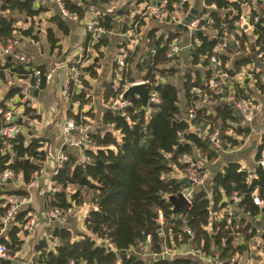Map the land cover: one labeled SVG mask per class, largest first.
Segmentation results:
<instances>
[{
	"label": "trees",
	"instance_id": "16d2710c",
	"mask_svg": "<svg viewBox=\"0 0 264 264\" xmlns=\"http://www.w3.org/2000/svg\"><path fill=\"white\" fill-rule=\"evenodd\" d=\"M111 1L63 0L65 10L76 22L83 20L90 11L102 12L100 25L106 34L95 43H91L88 36L84 42L85 48L99 54L102 47L110 46L109 34L115 32V20L129 14L126 10L108 14L104 7ZM160 1L163 0H136V4L156 5ZM165 1L168 13L173 12L180 2ZM202 4L206 13L196 15L200 34L196 36L194 33L190 37L189 69L182 75L181 89L186 108L193 107L196 112V118L191 123L187 122L186 112L179 105V89L171 81L179 74L178 57L174 58L176 63L171 64V60L165 56L169 45L180 32L159 34V29L153 28L143 39L141 33L145 30L147 17L135 14L130 22L127 17L120 23V34L131 32L133 36L138 35L139 42L128 49L133 36L117 41V49L126 50L128 58L121 70L114 63L113 77L118 81L119 88L115 91L110 82L104 84L102 99L105 104L111 105L126 85L147 81V91L157 93L160 104L150 108L153 109L150 114L147 109H142L138 100L131 101V106L120 113L104 110L100 127L89 134L90 146L81 151L83 160L77 154L64 152L67 160L50 178L57 191L44 194L41 211L59 209L65 213L88 205L90 211L83 221L86 233L76 234L59 224L46 228L49 240L40 239L33 247L36 264H201L203 260L199 256L213 258L215 254L223 264H235L233 258L241 255L247 242L256 236L260 238V249L264 252V170L260 167L256 166L249 172L242 170L236 162L228 163L222 173L213 177L208 190L202 187L195 189L190 206L180 209L176 217L167 201L168 196L178 195L188 188L183 180L168 178L173 167L185 171V166L177 161L179 157L186 154L196 158L194 155L198 152V160H205L204 166L215 161L220 151L239 146L240 143L228 135L231 125L238 123L239 117L230 103L222 101L229 87L234 92V104L242 99L252 100V91L244 85L239 86L233 79L242 68L252 64L245 54L250 50L252 39L255 57L264 53V0H258L255 4L251 0H203ZM244 7H248V14L243 12ZM191 10L189 3L182 6L186 16ZM43 12L44 7H37L36 0H0V41L6 42L16 37L19 41L25 38L36 41L35 29L38 25L35 18ZM17 16H24L30 21L28 28L16 26ZM244 16L252 27V37L238 31V24ZM208 21L211 22L210 27ZM72 23V19L65 18L58 11L48 20L45 35L53 50H60V39L56 33L61 37L69 36ZM236 32L239 34L235 35L240 41L239 48L228 44L223 52H214L223 40ZM151 51L155 53L151 55ZM87 55L88 52L83 62L91 60ZM233 55L238 58L230 66ZM212 56L221 60L222 71L226 75L223 83L216 79V70L210 62ZM95 59L99 58L80 68L78 86L70 80V100L78 105V111L75 114L69 111L67 118L76 125L87 123L85 117H95L92 112H81L83 107L90 104V95L86 92L88 79L97 78L99 65ZM142 59L144 61L141 63ZM34 70L41 72L37 89L42 90L46 85L44 66L28 68V65L8 62L0 66V78L4 80L5 71H8L12 79L26 81L34 87ZM115 71L118 72L117 77ZM248 74L254 80L253 90L263 95L261 76L264 74L255 70ZM210 81L216 83L222 93L211 91ZM193 89L200 90V95H195ZM20 91L21 87H11L0 101V106L4 100L13 98ZM204 99L209 105L202 104ZM24 116L31 121L39 119L30 107L25 108ZM26 121L17 122L24 134H19L11 143V150L6 155L2 153L0 140V173L11 171L15 179L20 177L23 185L29 186L34 176L41 173L48 156L43 139L26 138L29 129ZM198 124H202L204 129L208 128L207 136L218 133L221 144L217 150L208 145L209 140L190 131L192 126ZM263 150L264 138L256 161ZM203 166L200 172L204 174ZM8 194L27 195L22 189L14 187L12 182L4 188L0 187V245L4 246L6 256L10 258L0 259V264H14V257L23 245L20 234H27L23 230L27 222L24 210L4 227L6 207L3 196ZM234 194L238 202L232 200ZM255 197L263 202L261 207L254 204ZM232 205L235 209L230 225L226 224V215L221 220L211 219V211L228 206L232 208ZM160 214L162 223L159 221ZM186 229L191 231L192 238H189ZM239 237L241 243L237 241ZM55 241L58 245L50 247L49 244ZM179 249L192 251L196 256L162 255L165 250L171 253Z\"/></svg>",
	"mask_w": 264,
	"mask_h": 264
},
{
	"label": "crops",
	"instance_id": "0c3cea01",
	"mask_svg": "<svg viewBox=\"0 0 264 264\" xmlns=\"http://www.w3.org/2000/svg\"><path fill=\"white\" fill-rule=\"evenodd\" d=\"M115 2L110 6L111 4L104 7L106 12L108 14H113L117 11L114 8V5L118 3L121 7L128 8V9H135L136 13H138L142 6L136 4V0H114ZM203 0H191L190 1V7L192 10H196L198 13L202 12L204 10L203 8ZM40 5L37 3V7ZM44 7L45 12L41 13L37 18H35V21L37 22V28L40 26V24H43L42 29H40L37 33V40H31L28 38L21 39L19 41V44L17 46V53L22 54L26 56L30 60V64L33 66H44L46 70H55V73L53 74L52 78L49 79L46 82V85L44 89L39 90L37 88L32 89L31 91V101H30V108H32L35 111V115L39 117V119L32 121L30 129L26 131V138H38L43 139L45 145L47 146V149H51V158L44 164L43 169L40 174L35 178V180L29 185L24 186L22 179L19 177L17 178L13 184L14 187H19L23 191L26 192V196H29L31 198V209L34 212L40 213L42 212V206H43V196L47 192V189L49 187L50 178L53 173L54 169V160L60 150H62V133L63 128L66 124V122L70 119L67 118V114L69 111L72 113H76L78 111V105L74 104L73 107L65 104L63 100L61 99L60 93L61 88L64 83V80L69 77V68H71L72 63V55L74 54L75 50L79 46H84V42L87 38V33L84 28V23L90 18L91 12H88L85 14V17L80 22H76V20L73 18V28L69 36L61 37V34L56 33L57 37L60 39V50L58 49H52L47 42L45 31L46 28L49 26L48 20L58 11L57 6L54 3L49 4H43L41 5ZM129 11V10H126ZM249 9L244 7L243 12L248 13ZM133 14V13H132ZM133 14V16H134ZM126 17V16H125ZM23 19V22H20L19 19ZM16 19L17 24L16 26L20 29H26L28 28V25H30V22L25 19L24 16H17ZM126 20V18L123 19H116L115 20V32L111 35L112 38H110V46L108 47H102L105 48L104 53L102 52V48L99 52L102 55V58L95 59L97 60V63L99 65V68L97 69V78L96 79H88V85L89 87L86 89L87 93L90 95V104L83 107L82 113H86L91 109V107H94L95 113V124L93 127H91V130H95L100 127V120L101 116L104 110H107V104L104 103L102 97H103V86L106 83L111 82L115 77H113L114 73V63H115V57L119 53V49L116 47L117 41L121 40L122 38L119 37L120 35V29L119 25L120 23ZM148 20V19H147ZM150 21V20H149ZM165 23H157L155 21L150 22V24H146L145 30H143V39L146 36L149 29L157 28L159 29V34H168L169 29L166 26ZM23 27V28H22ZM26 27V28H25ZM36 28V29H37ZM252 29L249 28L246 31V35L249 37H252L251 35ZM130 34L127 33V37H129ZM127 39V38H126ZM252 39V38H251ZM253 40V39H252ZM250 42V50L246 52L245 54L248 56V58L251 60L252 64L249 65V70H243L241 69V72L238 73L233 81L237 83L239 86L248 87L249 90L252 91V100L255 106V116L252 119L251 122H244L241 115H238V123L232 124L230 130L228 131V135L232 136L234 139H236L240 144L239 146L233 148V149H227L220 151L218 153V157L215 161L211 163H205L204 168V175H205V184L202 188L208 190V187L210 186V183L213 179V177L218 174L222 173L224 167L231 162H236L241 166L242 170H246L249 172H252L253 169L257 166L256 162V156L258 152V148L262 144L263 136L261 134L262 128L264 127V94L260 95L257 91L253 90L252 86H249L250 78L248 77L250 74H248L249 71L255 70L256 72H262L264 74V63L257 60L256 57L254 58V51H253V41ZM181 44L185 46L187 49H189V46L191 44V38L188 36V38H183L181 41ZM92 49L88 48V53L91 52ZM188 51L186 54H183V62L187 64L186 67H182L179 70V74L171 79V81L175 84V86L179 89L182 88V75L185 70L188 68ZM98 58V57H95ZM238 58V56L233 55L231 56V64L232 66L233 61H235ZM8 62H16L14 58L10 56H5L0 54V66L6 65ZM91 63L90 60H86L83 64L84 67L88 66ZM179 63V62H178ZM228 65V66H229ZM28 66V68H31ZM6 76H8L7 72L5 73ZM115 76L117 77V71H115ZM251 76V75H250ZM9 77V76H8ZM6 79V77H5ZM5 79L2 80L0 84L1 86L5 83ZM10 79H12L10 77ZM14 81L8 82L9 87H6L4 91L1 94L4 96L6 92L11 87H24L26 86V81H21L19 79H12ZM7 81V79H6ZM39 90V93L37 97H34L33 91ZM226 98L222 101L223 103H233V95L234 92L229 87V90H227ZM91 99L93 100V106L91 104ZM207 103L204 99L202 104ZM179 105L183 111L186 112V100L184 97V94L179 95ZM201 105V104H200ZM209 105V103H207ZM206 105V106H207ZM235 106V104H234ZM86 120L89 118L85 117ZM90 122V121H89ZM91 123V122H90ZM92 124V123H91ZM190 131L199 137L206 139V132L207 129H204L202 124L194 125L191 127ZM184 139V138H183ZM209 146L212 145L208 144ZM67 147V150L65 152H70L77 154L79 159L82 161L83 156L81 155L80 149H75L71 147ZM197 159L200 157V154L198 152L195 153ZM205 162V160H204ZM168 178L171 179H179L184 180L183 172L180 171L178 168L173 167L171 173L168 175ZM10 185V182L7 183ZM47 194V193H46ZM231 206V205H230ZM76 209H79L78 211ZM232 209L234 210L235 207L232 205ZM90 211V206L84 205L82 207H78L71 212L72 214H69L65 217V220L60 223L59 225H62L66 228L71 229L76 234H84L86 233V230L84 229L83 221L86 218ZM261 219V217L258 219V221ZM58 224V223H57ZM264 225V223H262ZM46 228L44 227V223L40 222L36 227L35 231L32 236H25L23 234H20V239L23 241V245L21 247V251L17 253L14 257V264H27L30 262L33 258V247L36 244L38 240L41 239V235L44 232ZM260 232V230H259ZM28 234V233H27ZM238 243H241L242 240L238 239ZM261 240L258 236L255 238L249 240L247 244L245 245V248L243 249V253L241 255H236L233 258V261L235 264H264V252L260 249ZM58 242L50 243V247L57 246ZM30 250V252H27ZM181 252H187L185 250L179 249ZM28 256L27 260H22L24 257ZM115 264H120V262H116ZM201 264H208L205 261H202Z\"/></svg>",
	"mask_w": 264,
	"mask_h": 264
},
{
	"label": "built area",
	"instance_id": "2783aa9c",
	"mask_svg": "<svg viewBox=\"0 0 264 264\" xmlns=\"http://www.w3.org/2000/svg\"><path fill=\"white\" fill-rule=\"evenodd\" d=\"M191 0H180L179 4L176 6L175 10L171 13H168L166 11V1H160L156 5H150V4H142L141 10L136 13L140 14L144 17H147L148 19H151L157 23H165V24H171L173 26H177L182 23V21L188 16L183 14L182 12V6L184 4L190 3ZM258 0H251L252 4L257 3ZM36 3H39L40 5L43 4H49L54 3L57 6L58 12L64 16L65 18L71 20L73 19L72 15H69V13L65 10L63 6V0H36ZM248 8V7H246ZM244 9V8H243ZM246 14V13H245ZM248 14V13H247ZM133 17V16H132ZM102 18V12L99 10H95L94 12H91L90 18L84 23V28L87 33L88 38H90L91 43H95L97 40L102 38L106 32L104 28L100 25V21ZM248 24V29L252 27L249 25V22L247 20V17L244 16L241 18L240 23L238 24L239 30L243 31L242 26L245 24ZM207 25L210 27L211 22L208 21ZM199 30V20L195 18L188 26H187V32L189 36L191 37L195 32ZM246 32V31H243ZM130 36H133L131 32H128ZM236 34H230L229 37H227L225 40H223L217 48L214 50L215 53L219 54L220 52H223L224 49L228 46V44H232L234 48L240 47V41L236 38ZM129 36V37H130ZM138 35L133 36V38L130 40V45L128 49H132V46H136L139 42ZM239 36V34H238ZM119 37L121 38H129L126 34H120ZM19 44V40H17V37L14 39L7 40L6 42L0 41V54L5 56H10L16 60V62L23 64V65H29L30 60L22 55L17 53V46ZM181 48L176 45L174 42H172L168 50L165 54L166 58L171 60V64H175L176 60L174 61V58L178 56L180 53ZM88 52V48H85V46H79L76 48L74 54L72 55V63L71 68H69V77L64 80V83L61 88V99L63 102L71 107H73V103H71L70 100V91H69V84L70 80L73 81L75 85L78 86L79 84V77L81 76L80 68L83 66L85 53ZM154 51H151V55L154 54ZM128 58V52L126 50H120L117 56L115 57V63L119 70L125 67L126 60ZM256 59L264 63V53H259L256 56ZM144 61V59L141 60V63ZM210 62L213 65V69L216 70V79L219 80V82L223 83L226 81V75L223 74L222 69V63L221 60L217 56H212L210 58ZM118 70V71H119ZM8 73V71H5ZM55 73V70H46L44 72V77L46 79V82L52 78L53 74ZM32 76L35 79V85L34 87H31L30 84L27 82L26 86L23 88L21 87V91L19 94L14 96L13 98L9 100H4L2 102V105L0 106V140L2 143V153L8 154L11 150V143L15 141L19 134H24L23 129L18 126V121H26L27 117L24 116V110L26 107H30V101H31V91L34 88H37L39 85V79L41 77V72L39 70H34L32 73ZM250 79L251 76H248ZM261 81L264 83V75L261 76ZM2 80L0 78V84ZM111 85L113 86L114 90L116 91L119 88L118 81L116 79L111 80ZM144 84L146 87L148 86L147 81H138L131 85H126L124 87V91L133 85H140ZM80 88V87H79ZM209 88L211 91L215 93H222L221 89L217 88V84L213 81L209 82ZM195 95H200V90L193 89L192 91ZM122 94L118 96V98L111 103V105H107V109L111 110L115 113H120L124 109L131 106V101L129 99H124L122 97ZM149 99L147 102V113L150 114L153 109H150L152 107L158 106L160 104V99L155 92H148ZM4 99V96L0 98V101ZM235 110L238 113V115H241L244 122H251L252 119L255 116V106L253 103V100L250 99H242L238 103L235 104ZM186 120L187 122L191 123L196 118V112L193 107L187 108L186 110ZM91 126L87 124L83 125H76L73 120H68L63 128L62 133V144L63 146H68L75 149H80L81 146L83 147H89L90 141H89V134L91 132ZM263 138H264V127L262 128L261 132ZM207 136V132H206ZM207 140H209L212 147L217 150L220 147L221 141L218 136L217 132H214L206 137ZM62 146V147H63ZM67 160V157L65 153L60 150L54 160V169L52 174H56L57 169L61 166L63 162ZM178 163L180 165L185 166V171L183 172L184 180H186V183L188 185V188L181 192L184 199L188 203V207L191 204V200L193 197V193L196 188L203 187L205 184V175L200 172L201 167L203 166L204 161H199L196 158L191 157L190 155H182L178 158ZM257 162V166L260 167L262 170H264V150L260 153V158ZM38 175L34 176V180ZM15 176L11 171H5L0 173V187L4 188L9 181L10 183L14 182ZM57 189L54 186V184L50 181L49 187L47 189L48 194L56 192ZM4 200V206L6 207V213L5 217L3 219L4 227L6 228L8 224L12 223L14 218L19 214L20 211L24 210L26 211L25 220L27 221L25 225L23 226V230L26 231L28 234L33 233L35 230V227L40 222L44 223V227L48 228L53 226L54 224H60L65 220V216L63 211L59 209L49 210L46 212H34L31 209V198L26 195H18V194H8L3 196ZM232 200L234 202H238L237 195L234 194L232 197ZM253 202L256 206L261 207L263 205V202L260 201L258 198H254ZM187 207V208H188ZM226 215L227 221L226 224H231V217L233 216V209L228 206L226 208L220 209L216 212H210V216L212 220H221ZM159 221L162 223V216L159 215ZM16 226V223H13ZM186 233L189 235V238H192V233L190 230L186 229ZM41 239L48 241L49 236L47 233V230L45 229L44 232L41 235ZM241 239V237H239ZM164 256L170 255V257L174 256H196L192 251L187 252H181V251H175V252H168V250H165L162 254ZM203 261H205L208 264H223L218 258V255L215 254L213 258H204L203 256H199ZM0 259H10L6 256V251L4 246L0 245ZM27 264H36L32 258L30 262Z\"/></svg>",
	"mask_w": 264,
	"mask_h": 264
},
{
	"label": "water",
	"instance_id": "95a60500",
	"mask_svg": "<svg viewBox=\"0 0 264 264\" xmlns=\"http://www.w3.org/2000/svg\"><path fill=\"white\" fill-rule=\"evenodd\" d=\"M202 12H203V14H205L206 10L204 9ZM197 14H198V12L196 10H191V13L188 14V16L182 21V23L176 26L177 31L186 33L187 32V26L193 20H195ZM242 30L243 31L248 30V24L247 23L242 26ZM199 34H200V31L195 32L196 36ZM28 66L31 67L32 65L29 64ZM38 93H39V90H37V89L34 90L33 91L34 97H37ZM122 97L124 99H129L132 102L138 100L141 104L142 109H144V110L147 109V107H148L147 102L149 99V95H148L147 87L144 84L130 86L129 88H127L124 91V93L122 94ZM231 106H232V108H235L234 104H231ZM236 114L238 115L237 112H236ZM208 144H210V142H208ZM84 148L85 147L81 146L80 150L82 151V150H84ZM179 148H177V149H179ZM66 150H67V147L63 146L62 151L65 152ZM183 182L186 183V180H183ZM7 183H9V181ZM167 201L172 206V212H173L174 217L177 216V213L180 209L188 207V203L184 199V197L181 193H179L178 195L168 196ZM262 212H264V209H262ZM159 233H160V230H159ZM102 246H104V244H102Z\"/></svg>",
	"mask_w": 264,
	"mask_h": 264
},
{
	"label": "rangeland",
	"instance_id": "374dc122",
	"mask_svg": "<svg viewBox=\"0 0 264 264\" xmlns=\"http://www.w3.org/2000/svg\"><path fill=\"white\" fill-rule=\"evenodd\" d=\"M115 1L114 0H112L111 2H110V6H112V4L114 3ZM114 8L116 9V10H129L128 11V15H127V17H128V19H129V21L128 22H130L131 20V18H132V16H133V14L136 12V10L135 9H128V8H123V7H121L118 3H116L115 5H114ZM133 13V14H132ZM135 15V14H134ZM127 17H123V18H127ZM123 18H119L120 20L121 19H123ZM20 20V22H23V19H19ZM149 20H151V19H149ZM149 20H146V24H150V22H152V21H149ZM18 21V20H17ZM29 21V20H28ZM30 22V21H29ZM37 22L38 21H35V23L37 24ZM44 24V23H43ZM43 24L41 23L40 24V26L37 28V29H35V32H38L40 29H42V27H43ZM29 26V25H28ZM167 26V28L169 29V31H173V32H176L177 31V29H176V27L175 26H173V25H171V24H167L166 25ZM23 28V27H22ZM26 28V27H25ZM113 33H110L109 34V36H110V38H112V35ZM142 34V33H141ZM142 35H140V37H141ZM188 36H189V34H188V32H186V33H184V32H180V35L176 38V40H174V43L176 44V45H178L180 48H181V51H180V53L178 54V68H179V70H180V68H181V64H182V67H186L187 66V64H185L184 62H183V54H186V52L189 50V49H187L185 46H183L182 44H181V41L183 40V38H188ZM105 48H102V52L104 53V50ZM102 55L101 54H99V53H97V52H95V51H91V52H89L88 53V55H87V57H90V61H92L95 57H98V58H102L101 57ZM254 58H255V56H254ZM187 59H188V64H190V59H189V57H187ZM175 61V60H174ZM186 66H185V65ZM188 69H189V65H188V67H187ZM187 69V70H188ZM243 70H249V66H246V67H244V68H242ZM117 76H118V72H117ZM6 79H7V81H6ZM6 79H5V85H6V87H9V85H8V82H12V81H14V80H12V79H10V77H8V76H6ZM250 84H249V86H252L253 87V85H254V80H252V79H250ZM4 84L1 86V88H0V91H1V94H2V92L4 91V88H5V86H4ZM243 86V85H242ZM0 94V98L2 97V95ZM180 94H182V89H180V91H179V95ZM251 100V99H250ZM93 103V100L91 99V104ZM92 106H93V104H92ZM94 107H91V109H89V111L88 112H92V114H93V116H95V113H93L94 112ZM89 118V117H88ZM32 121H35V120H32ZM31 120H27L26 121V123H27V125H28V127H29V129H30V127H31V124L33 123ZM92 123H90V122ZM86 122L87 123H85V124H87V125H90L91 127H93L94 126V124L96 123L95 122V120L94 119H92V118H89V120L87 119L86 120ZM25 130H27V128L25 127ZM115 134H117V136H119V134L118 133H115ZM45 144V143H44ZM44 148H45V150L47 151V156H48V160L52 157L51 156V153H52V150L51 149H47V146L45 145L44 146ZM47 160V161H48ZM46 161V162H47ZM18 189H20L19 187H17ZM75 209V208H74ZM73 209V210H74ZM77 211L79 210V209H76ZM69 214H72L71 212H65L64 213V216L66 217L67 215H69ZM38 225V224H37ZM35 231V230H34ZM23 234V233H22ZM31 234H33V233H30V234H23V235H25V236H32ZM27 252H30V250H28ZM27 258H28V256H26V257H24L22 260H27Z\"/></svg>",
	"mask_w": 264,
	"mask_h": 264
}]
</instances>
